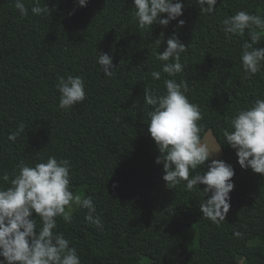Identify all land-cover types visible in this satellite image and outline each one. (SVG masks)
Instances as JSON below:
<instances>
[{"label":"trees","instance_id":"16d2710c","mask_svg":"<svg viewBox=\"0 0 264 264\" xmlns=\"http://www.w3.org/2000/svg\"><path fill=\"white\" fill-rule=\"evenodd\" d=\"M15 2L0 0V176L8 172L11 179L21 164L50 156L70 161L74 196H90L103 222L102 231L89 224L87 209L78 205L67 220L57 217L54 232L76 248L81 264H264V175L240 166L222 131L238 110L264 99V62L251 78L241 63L248 30L229 38L222 21L240 10L264 17V0H218L210 14L183 0L182 16L151 29H139L133 0H88L86 7L40 0L50 8L43 16L31 12L34 0H23L27 17ZM253 31L261 37L254 47H264V30ZM173 34L186 45L184 71L169 77L156 56ZM100 53L113 58L112 77L98 64ZM69 74L83 77L86 99L65 110L56 84ZM166 79L188 82L187 96L203 117L201 139L212 130L223 151L219 159L234 168L231 207L220 225L200 210L211 195L202 194L206 185L170 188L163 163H155L161 153L148 131L152 108L144 89L164 95ZM10 133H18L15 141ZM8 186L10 180H0Z\"/></svg>","mask_w":264,"mask_h":264},{"label":"clouds","instance_id":"9594fccd","mask_svg":"<svg viewBox=\"0 0 264 264\" xmlns=\"http://www.w3.org/2000/svg\"><path fill=\"white\" fill-rule=\"evenodd\" d=\"M201 13L210 14L216 10L218 0H195ZM88 0H78V6L86 7ZM139 29H151L153 24L167 27L169 23L183 15V0H133ZM15 8L22 17L28 16V8L23 0H16ZM31 12L37 16L50 14V8L41 6L40 0H34ZM162 14H167L163 16ZM184 20L178 21L183 26ZM222 31L226 36L239 35L248 30L249 40L242 45L241 63L251 78L261 70L264 62V47H254L261 41L254 28L264 30V17L243 10L222 21ZM161 40H156L161 45ZM186 45L173 34L167 39V47L158 52L156 59L163 62L162 71L169 77L183 73L184 64L181 54ZM98 64L107 77L114 75L117 68L113 58L100 53ZM155 80L161 78L160 71H152ZM56 88L59 91L61 109H71L86 99L85 82L81 76L71 74L57 77ZM166 94L156 95L149 87L144 89V102L151 106L148 131L161 153L155 163H163V180L170 188H176L186 182L188 191L204 184L202 194L206 197L199 207L203 218L220 225L226 220L231 207L230 193L234 189L232 178L235 171L232 165L222 159H210L218 155L221 146L210 149L202 142L200 133L202 120L199 105L191 103L187 93L188 82L175 79L164 81ZM119 123V117H116ZM24 126H20V131ZM227 144L236 150L238 163L244 169L264 175V99H256L248 109H240L230 120V129H222ZM18 133H10L9 140L15 141ZM210 161V162H209ZM207 162V163H206ZM204 165L207 170L200 174L196 170ZM71 163L68 159L50 156L46 162L35 166L21 164L17 174L11 177L8 172L0 180L9 181L7 188L0 187V264H81L80 256L63 233L54 232L57 217L68 219L66 207L75 203L87 209L85 220L101 231L103 222L96 214L92 198L74 196L70 179ZM190 173H195L190 175ZM35 214V217L34 215ZM36 217L41 226L37 229ZM240 235L239 232L236 233Z\"/></svg>","mask_w":264,"mask_h":264},{"label":"rangeland","instance_id":"374dc122","mask_svg":"<svg viewBox=\"0 0 264 264\" xmlns=\"http://www.w3.org/2000/svg\"><path fill=\"white\" fill-rule=\"evenodd\" d=\"M202 142L207 143L208 147H209L210 149H213V150H215V149H217L218 147H220V144L218 143V141H217V139H216V137H215V135H214V133H213L212 130H208V131L206 132V134L204 135V137H203V139H202ZM222 154H223V151H222V148H221L219 154H218V155L213 154V156H212L210 159H219V158L222 156ZM78 196L81 197L80 194H78ZM75 207H76V204L73 203L72 206H71V208H70V209H67L66 212H67L68 214H70V213L74 210ZM239 260H240L241 262H243V263L246 262V259L243 258L242 256H239Z\"/></svg>","mask_w":264,"mask_h":264}]
</instances>
